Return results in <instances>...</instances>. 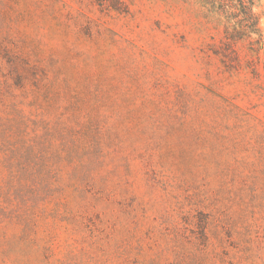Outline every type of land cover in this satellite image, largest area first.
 <instances>
[{"label": "rangeland", "instance_id": "obj_1", "mask_svg": "<svg viewBox=\"0 0 264 264\" xmlns=\"http://www.w3.org/2000/svg\"><path fill=\"white\" fill-rule=\"evenodd\" d=\"M0 264H264V0H0Z\"/></svg>", "mask_w": 264, "mask_h": 264}]
</instances>
